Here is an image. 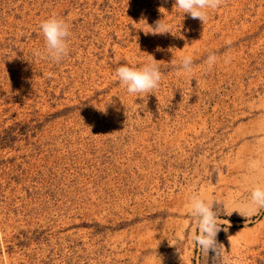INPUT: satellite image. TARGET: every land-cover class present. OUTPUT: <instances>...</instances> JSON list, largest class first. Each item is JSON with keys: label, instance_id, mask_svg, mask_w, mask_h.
I'll use <instances>...</instances> for the list:
<instances>
[{"label": "rangeland", "instance_id": "obj_1", "mask_svg": "<svg viewBox=\"0 0 264 264\" xmlns=\"http://www.w3.org/2000/svg\"><path fill=\"white\" fill-rule=\"evenodd\" d=\"M174 3L0 0V264H211L195 194L221 204L236 264H264V209L228 215L264 183V0H225L205 24ZM53 16L71 32L60 63L34 55ZM148 55L160 87L129 95L115 69Z\"/></svg>", "mask_w": 264, "mask_h": 264}, {"label": "clouds", "instance_id": "obj_2", "mask_svg": "<svg viewBox=\"0 0 264 264\" xmlns=\"http://www.w3.org/2000/svg\"><path fill=\"white\" fill-rule=\"evenodd\" d=\"M224 3L225 0H175L174 7L180 9L184 14H188L192 19H198L202 24H205L208 20L207 10H216ZM161 10H164L163 7L159 9V11ZM141 21L149 29L147 34L163 35L171 33V26L165 23L164 19L157 20L153 25H148L146 19ZM39 28L44 37L45 47L43 51L36 50L34 55L37 58L50 60L54 63L62 62L69 55V37L71 36L69 25L62 18L53 16L46 21H42ZM148 56L149 62L142 67H130L124 64L115 69L116 77L121 86H126L129 95L151 94L160 87L163 73L157 67L158 62L151 55ZM216 62L217 56L215 53H210L204 61L209 69ZM193 70L192 56H183L177 69V75L181 72L190 75ZM249 167L256 168V162H251ZM214 204L221 205L212 199L206 200L199 194L190 197L188 208L191 216L197 222V232L191 239L206 258L209 257L210 253L212 254L211 264H236L230 256V252L226 251L224 244L217 240V236L221 231L228 232L230 224L227 220L220 219L221 209L217 207L214 211ZM260 209H264V183L258 181L251 189L250 197L235 203L233 211L228 215L231 216L233 212H236L246 218L257 214ZM233 238L229 237L230 241ZM158 259L162 264V258Z\"/></svg>", "mask_w": 264, "mask_h": 264}]
</instances>
